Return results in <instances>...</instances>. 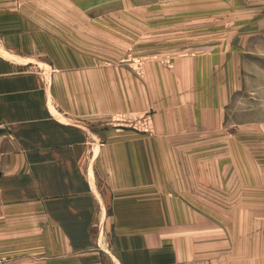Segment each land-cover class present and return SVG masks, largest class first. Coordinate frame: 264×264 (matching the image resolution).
Listing matches in <instances>:
<instances>
[{"label": "crops", "instance_id": "obj_1", "mask_svg": "<svg viewBox=\"0 0 264 264\" xmlns=\"http://www.w3.org/2000/svg\"><path fill=\"white\" fill-rule=\"evenodd\" d=\"M111 2L0 0V264H264V194L247 190L263 182L238 184L222 172L220 182L237 190L233 214L182 207L198 197L167 196L162 181L150 179L148 162H138L145 153L131 148L134 137L104 142L100 130L67 116L69 69L49 72L55 78L45 82L46 73L27 65L82 58L54 36L55 28L86 37V23L94 34L100 24L57 16L84 17ZM174 64V81L165 79L157 97L196 85L195 58ZM171 104L158 102L155 116L158 132L179 136L171 139L191 140L187 130L197 124L223 125L220 116L192 119L188 106L167 114ZM53 107H59L55 117ZM256 127L264 128V120Z\"/></svg>", "mask_w": 264, "mask_h": 264}, {"label": "rangeland", "instance_id": "obj_2", "mask_svg": "<svg viewBox=\"0 0 264 264\" xmlns=\"http://www.w3.org/2000/svg\"><path fill=\"white\" fill-rule=\"evenodd\" d=\"M57 18L95 20L101 26L94 34L86 23V37L55 28L54 36L82 58L23 60L46 73L45 82L55 78L49 72L69 69L64 100L71 105L66 115L76 124L84 121L100 130L104 142L134 137L131 148L145 153L138 162H148L150 179L162 181L167 196L198 197L197 204L182 207L237 211V190L220 182L222 172L238 184L264 183V128H254L264 120V0H113L99 13L77 17L61 11ZM188 58L196 63L193 89H169L157 97L160 84L175 79V60ZM167 100L172 101L167 114L188 106L192 119L220 116L223 125L207 130L197 124L187 130L191 140L171 139L179 136L156 129V104ZM58 109L52 108L54 117ZM252 189L264 194V188H247Z\"/></svg>", "mask_w": 264, "mask_h": 264}]
</instances>
